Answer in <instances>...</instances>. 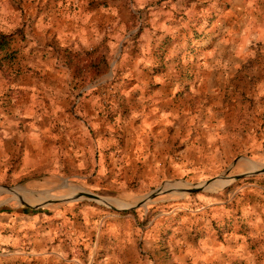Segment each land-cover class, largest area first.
<instances>
[{"label": "rangeland", "instance_id": "obj_1", "mask_svg": "<svg viewBox=\"0 0 264 264\" xmlns=\"http://www.w3.org/2000/svg\"><path fill=\"white\" fill-rule=\"evenodd\" d=\"M183 2L0 0L2 24L11 8L22 18L0 35V46L11 45L8 55L0 50L5 61L33 46L21 34L28 16L92 15L93 48L65 52L76 90L67 106L108 156L99 164L94 144L89 162L72 167L62 153L53 168L39 164L1 187L0 203L14 209L62 211L49 236L32 221L25 242L11 252L2 243L0 264H264V67L240 62L236 77L214 82L165 63L183 58L202 26ZM13 234L18 239L19 228Z\"/></svg>", "mask_w": 264, "mask_h": 264}, {"label": "crops", "instance_id": "obj_2", "mask_svg": "<svg viewBox=\"0 0 264 264\" xmlns=\"http://www.w3.org/2000/svg\"><path fill=\"white\" fill-rule=\"evenodd\" d=\"M183 8L187 18L201 20L202 26L194 27L198 32H192L193 43L188 42L187 54L180 59L171 56L165 63L191 67L195 71L190 75L192 79H213L214 82L222 73L228 81L236 77L237 66L242 62L249 64L248 61L253 60L264 67V0H184ZM15 11L11 8L7 23L0 22V35L10 33L7 26L10 22L11 29L18 27L22 18L20 14L13 17ZM64 13L52 11L28 16L21 34L24 39L35 40L33 46H22L21 58L0 60V188H12L10 182L16 176H28L30 169L38 168L39 164L50 162L53 165L49 168H53L56 162L61 163L62 153L72 167L81 161L87 164L86 152L96 144L86 124L79 119V110L67 106L76 90L69 85L72 81L70 60L65 56L66 51L91 50L96 38L95 26L92 15L88 22L87 16ZM10 46L7 41L3 42L1 52L8 55ZM257 50L259 54L256 55ZM156 51L155 48L153 52ZM258 96L264 98V91ZM228 124L231 128L230 122ZM136 141L139 147L145 144L146 138L137 136ZM97 146L99 164H103L108 156L102 141ZM59 174L48 175L58 177ZM27 188L30 187H21V190L27 191ZM60 211L61 206L35 212L19 206L14 209L7 202L0 203V248L3 243L11 252L12 245L25 242L32 221L41 223L46 233L56 223L54 218L61 217ZM18 228L20 236L17 239L13 231ZM45 253L41 252L40 257L47 258Z\"/></svg>", "mask_w": 264, "mask_h": 264}, {"label": "water", "instance_id": "obj_3", "mask_svg": "<svg viewBox=\"0 0 264 264\" xmlns=\"http://www.w3.org/2000/svg\"><path fill=\"white\" fill-rule=\"evenodd\" d=\"M162 188H163V186L162 187H160L158 190H156L155 192H153L152 193V197L153 196H155V195H157V194H159L161 191H162ZM28 190H29V188H27ZM87 195H89V196H92V197H99L97 194H95V193H87Z\"/></svg>", "mask_w": 264, "mask_h": 264}, {"label": "bare ground", "instance_id": "obj_4", "mask_svg": "<svg viewBox=\"0 0 264 264\" xmlns=\"http://www.w3.org/2000/svg\"><path fill=\"white\" fill-rule=\"evenodd\" d=\"M217 184H218V183H215V184H213V186H215V185H217ZM209 185H210V184H209ZM207 186H208V185H207ZM207 186H206V187H207ZM167 190H168V189L165 187V188H164V191H167ZM168 191H169V190H168ZM114 202H115L117 205H121V204H123L122 202H119V201H117V200L114 201Z\"/></svg>", "mask_w": 264, "mask_h": 264}]
</instances>
